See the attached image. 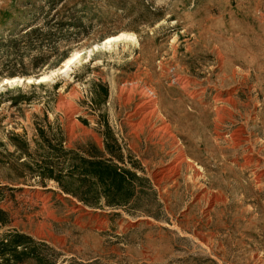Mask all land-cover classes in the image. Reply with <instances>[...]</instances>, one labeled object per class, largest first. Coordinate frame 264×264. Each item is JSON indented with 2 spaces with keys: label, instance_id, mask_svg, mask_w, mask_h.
I'll list each match as a JSON object with an SVG mask.
<instances>
[{
  "label": "rangeland",
  "instance_id": "obj_1",
  "mask_svg": "<svg viewBox=\"0 0 264 264\" xmlns=\"http://www.w3.org/2000/svg\"><path fill=\"white\" fill-rule=\"evenodd\" d=\"M58 146L133 198L41 179ZM0 219L48 264H264V0H0Z\"/></svg>",
  "mask_w": 264,
  "mask_h": 264
},
{
  "label": "trees",
  "instance_id": "obj_2",
  "mask_svg": "<svg viewBox=\"0 0 264 264\" xmlns=\"http://www.w3.org/2000/svg\"><path fill=\"white\" fill-rule=\"evenodd\" d=\"M55 149L57 161L62 159L65 163L68 157L65 168H58L60 163L56 162L41 164L40 177L55 182L64 194L88 207H98L104 200L106 206L114 209L122 208L133 198L137 178L131 171L100 158H83L60 146ZM0 247V264H23L28 258L48 264L37 253V244L24 234L12 232L1 236Z\"/></svg>",
  "mask_w": 264,
  "mask_h": 264
},
{
  "label": "bare ground",
  "instance_id": "obj_3",
  "mask_svg": "<svg viewBox=\"0 0 264 264\" xmlns=\"http://www.w3.org/2000/svg\"><path fill=\"white\" fill-rule=\"evenodd\" d=\"M125 40H128L130 42H132L133 44H137V40L135 38L134 35H128V34H119L117 36H114V37H110V38H107L103 44H102V48H111L113 46H116L119 42L121 41H125ZM80 59V56L78 54L70 57L69 59H67L65 61V63L63 64V67L61 69H59L58 71L60 73H67L71 70V67L73 65H75L76 62H78ZM19 81V79L17 78H14V79H10V80H6V84H15ZM49 81V77L47 76H44V77H41L39 78L38 80H36V83L37 84H41V83H45V82H48ZM146 94L149 96V99H153V91L151 90H147Z\"/></svg>",
  "mask_w": 264,
  "mask_h": 264
}]
</instances>
